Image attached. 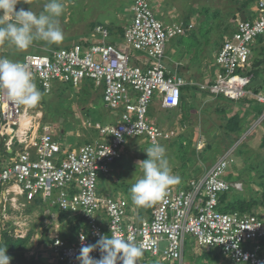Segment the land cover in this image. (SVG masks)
I'll return each mask as SVG.
<instances>
[{"label": "built area", "instance_id": "1", "mask_svg": "<svg viewBox=\"0 0 264 264\" xmlns=\"http://www.w3.org/2000/svg\"><path fill=\"white\" fill-rule=\"evenodd\" d=\"M254 5L252 19L238 21L223 36L214 55V78L199 89L230 101L251 95L264 104V90H247L251 48L258 37H264V0H255ZM130 11L123 50L108 42L105 27L96 26L88 41L27 54L18 61L33 73L44 94L51 92L55 82L76 89L91 81L102 88L103 107L118 119L92 125L98 140L66 148L48 126L32 120L29 112L33 108L14 103L0 92V145L11 150V155L0 156V195L20 197L23 205L49 202L57 216L65 214L72 225L77 223L75 218L82 219L84 229L72 238L59 233L61 228L55 225L49 251L56 264H80L81 249L96 245L102 235L132 237L133 243L143 246L144 254L160 257L161 262L181 260L186 235H190L200 248L217 249L233 264H264V206L250 213L219 209L221 195L242 188L241 183L222 178L229 161L234 163L230 152L202 176L172 186L150 207L137 209L124 198L98 195V176L111 173L129 139L144 138L152 146L176 136L149 121L148 108L156 95L162 108H178L186 85L182 76L164 65L167 39L185 28L164 26L147 0H131ZM131 51L140 54L132 65ZM24 115L30 120L22 126ZM197 147L202 146L198 143ZM90 256L100 259V249ZM10 264L17 263L11 259Z\"/></svg>", "mask_w": 264, "mask_h": 264}, {"label": "rangeland", "instance_id": "2", "mask_svg": "<svg viewBox=\"0 0 264 264\" xmlns=\"http://www.w3.org/2000/svg\"><path fill=\"white\" fill-rule=\"evenodd\" d=\"M147 1L156 14L157 19L164 26L181 24L185 28L182 34L169 37L165 43L164 65L171 71L177 69L174 63L181 59L183 61L184 59L189 61L194 59L193 61L199 62L200 58H203L199 66L195 65L196 69L202 68L203 64L206 63L204 60L207 63L212 62V53L219 47L223 35L229 34L234 29V25L244 17V12L239 9L243 0ZM46 2L47 0H20L16 7L17 10L20 8L30 9L39 15L44 11L43 6ZM60 2L64 8L62 16L58 18L59 26L64 33L62 42L47 45L43 41H36L25 50H18L7 42L0 43V57L4 56L19 61L22 56L27 54H44L45 50L67 47L84 40L88 41L90 40L92 29L94 30L96 27L95 25L105 22V25L111 24L113 27L118 26L120 29L128 25L130 18L128 14L131 15L128 7L129 0H60ZM121 6L122 8L119 9ZM254 9L255 5L253 4L250 10L254 13ZM113 11L116 17L113 16ZM116 39L115 45L123 50V39L119 37ZM108 42L111 43L110 39ZM139 56V53L131 51L129 54L130 65L134 64L135 58ZM249 64H251V59H249ZM207 66L208 70L212 68L211 65ZM101 91L102 88L95 87L92 83L84 81L78 88L64 91L62 96L56 97V95L43 94L44 103L41 102L38 107L33 108L29 115L32 116L31 118L34 122H39L42 126H48L56 137H60L59 142L62 146L68 148L74 147L75 144L82 145L88 140L94 139L95 134H97L92 126V124L96 123L94 120L101 118L104 120L103 124L109 123L107 119H111L113 116L104 112L105 109L100 98ZM219 101L233 103L224 98H220ZM204 106L205 104L200 105L202 108ZM209 113V117H211L209 118L210 128L206 126L208 129L206 133L210 135V139H208L204 148L211 150L210 152L205 151L210 162H213L223 153L222 145L214 146V144L219 143L215 142L219 141L218 139L220 138L227 139L230 136L223 135L226 132L224 125L226 123H221L220 121V119H225L223 114H216L218 119L213 111ZM174 115V111L163 110L160 105L152 104L148 108L147 117L149 119L152 118L153 123L157 124L162 117L170 118ZM113 118L115 120L118 119L116 115ZM189 131L192 133L190 137ZM189 131L184 134V137H173L169 142H166L167 144L159 142V144L165 146L169 162L172 160L174 153L179 161L196 162L199 159L193 148L197 129L193 128ZM242 136L243 134H239L238 139ZM183 139L185 140L183 141ZM129 140V143L124 147L122 159L113 166L116 171L114 172L112 168L111 173L107 175L109 176L108 178L99 175L97 188L98 192L114 197V188L125 187L127 191H124L121 195L131 204L130 188L136 179L142 176V170L139 168L138 162L148 159L145 150L150 145L142 138H131ZM248 141L244 139L242 145H235V151L231 154L234 163L229 161L226 172L222 177L228 183H233L240 179L243 180L244 191L231 189L228 193V203L250 197L251 192L260 190L259 185H256L257 180L264 181V152L246 149V146L250 144V142L247 143ZM214 147L215 149H212ZM253 156L259 161V166L245 168L246 170L252 169V172H246L247 175L243 178L245 172L243 162L247 157L251 158ZM233 173L237 175L233 176ZM13 197V195L7 197L0 195V244L3 241V232H8V235L12 236V238L25 239L26 241L20 247V251L15 254L21 253L26 261L31 260L35 264H56L49 251V239L54 231L57 230L55 229L56 224L59 225V229L61 228L59 233H63L68 231L69 222L66 218H58L56 207L50 206L49 202L36 201L35 203L23 205V199L17 197L15 200ZM223 207L224 204L220 205L219 209H223ZM207 250L206 248H200L193 236L186 235L181 260L173 263L161 262L160 257H150L148 254H144L139 258L138 262L144 264H233L231 260L221 255L216 260L202 257Z\"/></svg>", "mask_w": 264, "mask_h": 264}, {"label": "clouds", "instance_id": "3", "mask_svg": "<svg viewBox=\"0 0 264 264\" xmlns=\"http://www.w3.org/2000/svg\"><path fill=\"white\" fill-rule=\"evenodd\" d=\"M18 3L20 0H0V43L7 42L18 50H25L36 41L47 45L63 41L64 33L58 22L64 11L60 0H47L39 15L30 9L17 10ZM0 92L8 100L27 108L38 107L43 96L33 73L24 64L7 57H0ZM145 152L148 159L138 162L142 176L130 188L133 204L143 208L160 201L172 186L181 182L169 166L165 146L153 144ZM97 247L101 251L98 260L90 256ZM143 255V246L133 243L132 237L102 235L96 245L81 249L79 260L80 264H137ZM10 260L7 245L0 244V264H10Z\"/></svg>", "mask_w": 264, "mask_h": 264}, {"label": "crops", "instance_id": "4", "mask_svg": "<svg viewBox=\"0 0 264 264\" xmlns=\"http://www.w3.org/2000/svg\"><path fill=\"white\" fill-rule=\"evenodd\" d=\"M130 3H131V0H129V2H128L129 9H130ZM121 5H123V4H121ZM121 8H122V6L119 7V9H121ZM128 15L131 16L130 14H128ZM113 16L116 17V14H114V11H113ZM129 22H130V18H129ZM129 22H128V24H129ZM104 23L98 24L95 26L106 27V29L108 30V32H110V34H123L124 29L126 28V26H125V27L119 29L118 26L113 27V25H111V24L105 25ZM92 32H93V29H92ZM224 35H226V34H224ZM109 39H110V41H114V42L117 41V39L115 38V35H113V37H110ZM80 42H85V40L80 41ZM221 42H222V39H221ZM220 45H221V43H220ZM220 45H219V47H220ZM219 47L216 49L215 52L212 53V59H213L212 62L213 63L211 61L207 63V61L204 60V62H206L207 64L204 63L202 68H197V69L195 68V65L199 66L202 63L201 59H203V58L199 57L200 58L199 62L193 61L194 59L190 60V61L188 59H184V61L182 59L179 61L177 60L174 63V66H176L177 69H175L174 71L167 69V70H169V71H171L177 75L182 76L186 81V85L181 89L180 106L178 108L171 109L172 111L175 112L174 116H172L170 118L162 117L161 119H159V121H158L159 123H157V124L153 123L154 121L152 120V118L151 119L148 118L149 121L151 120V122L153 124L157 125L158 127H162L161 129H163L167 132L168 131H174L176 133V136H178L180 138L184 137V134H186L189 130H191L193 128L197 129V136H196V139L194 140L193 148L195 149L196 153L198 154L199 159L196 162L195 161L190 162L187 160L186 161H182V160L179 161L177 155H175V153H174V155L172 156V160L169 162V166L172 169L173 173H175L176 175H178L181 178V182L179 184L185 183L189 179L202 176L224 154L230 152L229 154L231 157V154L233 153V151H235V147L238 145H242V141L244 139L249 140L247 143L250 142V144L246 146L247 147L246 149H248V150L253 149V150H259V151L264 152V104L258 103L251 95H248L239 101H231L233 103H227L225 101H219V99L223 98V97H215V96H212L207 89L206 90L199 89L200 85L208 84L214 78V75L216 73V66H214L215 65L214 55L218 51ZM207 65H211L212 68H210V70H208ZM152 104H155L158 106L160 105V108L163 110H169V109L162 108L161 102H160V97L158 95H156L153 98L150 105H152ZM201 104H205V106L202 108V107H200ZM210 111H213L215 115L216 114L219 115L221 113L223 114V117L225 119L224 120L220 119L221 123L222 122L226 123V124H224L226 127V130H225L226 132L223 133V135L224 136H226V135L230 136L227 139L220 138V139H218L219 141L215 142V143H218V142L219 143L214 144V146L222 145V149H223L222 152L223 153H222V155H220L219 158L215 159L213 162H210V160L208 159V154L205 151V150H207V152H208L209 150L204 148V145H206V143L208 142V139H210V135L208 133H206L208 130L206 126H208V128H210V126H209V118H211V117H209ZM104 112H107L109 115L110 114L113 116L115 115L114 114L115 112H111V111H108L106 109L104 110ZM217 115H216V117L218 118ZM113 116L111 117V119L109 118L110 120L107 119V121L110 123L115 122L116 120L113 118ZM211 120H214V119H211ZM229 120H230V123H229ZM188 133H189V137L192 136V133H190V131ZM239 134H243V136L240 139H238ZM98 139H99L98 134H95V138L92 140H88L87 142L92 143ZM135 139H137V138H135ZM142 139H144V138H142ZM184 140L185 139H183V141ZM129 141L130 140H128V143H129ZM169 141L170 140L160 141V142H162L161 144H163V143H166ZM198 143H200V145L202 146L201 148L197 147ZM84 144H86V143H84ZM84 144H82V145H84ZM147 144H148V142H147ZM259 144H261V145H259ZM82 145H80V144L76 145L75 144L73 148H78ZM4 147L5 146L2 143L0 145V156L4 157L6 155L7 156L11 155V150L5 149ZM212 149H215V147ZM123 150H124V148H123ZM254 158H255L254 156L251 158L247 157V159L245 158L246 160L243 162V166H245L244 167L245 172L243 171L244 172L243 178L246 177V175H247L246 172L249 173L252 170V169L246 170L245 168H248V167L253 168V166H256V165L259 166V164H258L259 161L256 158L255 159ZM206 159H208V160H206ZM263 160H264V157H263ZM113 171L114 172L116 171L115 167H113ZM232 175L234 176L237 174L233 173ZM105 177L108 178L109 176H105ZM235 182L243 184V180H241V179L237 180ZM263 183H264L263 180H257L256 185H259L260 190L255 191L253 193L251 192V196L248 198L245 197L244 199H240V200H236V201L247 202V201L255 200V201H257L256 206L253 207L251 211L252 212L259 211L264 206V184ZM243 187L244 186L242 185V188L239 191L243 190ZM124 191H127V189L125 187H119L116 189L114 188L113 189L114 197L123 198L121 194ZM97 193L99 196H103V197L110 196L108 194L98 192V190H97ZM228 199L229 198H228V193H227L225 204L228 203ZM131 204H133V202ZM137 209H139V208L137 207Z\"/></svg>", "mask_w": 264, "mask_h": 264}, {"label": "trees", "instance_id": "5", "mask_svg": "<svg viewBox=\"0 0 264 264\" xmlns=\"http://www.w3.org/2000/svg\"><path fill=\"white\" fill-rule=\"evenodd\" d=\"M235 1V0H234ZM255 4V0H243L240 4V11L244 12V20H250L254 16V13L250 10L251 5ZM115 35V38L119 37L122 38L123 34H119L116 36V34H110L109 32V38L113 37ZM111 43H114V41H111ZM115 44V43H114ZM69 46H67L68 48ZM253 55V56H252ZM251 64H249V73L248 76H250V82L247 86V90L252 93H258L262 90H264V37H258L254 43V45L251 48ZM4 57V56H2ZM23 58V56L21 57ZM90 82L91 81H85ZM93 85V83H92ZM67 89L73 90L72 86L68 84H62V83H53L50 95H53L56 97L62 96L64 91ZM42 92V90H41ZM42 94H44L42 92ZM100 98L102 99V93L100 94ZM44 103V96L42 97V101ZM95 122L103 123L104 120L101 118L98 120H94ZM230 123V120H229ZM97 134L98 132L94 130ZM89 143V142H86ZM184 184V183H181ZM179 184V185H181ZM227 193L223 194L219 198V206L224 204L223 209H220L223 212H234L237 211L239 213H250L252 208L256 206L257 201L251 200L247 202L242 201H235L233 203H227L225 204ZM228 210V211H227ZM58 218L64 219L66 218L65 214H59ZM76 219V224L72 225V221L67 220L69 222L68 224V231L64 232L63 234H70V237L72 238L79 230L84 229L83 221L82 219ZM3 241L1 244L7 245V255L11 256L12 260L15 261L17 264H35V262L29 260L26 261L21 253L15 254L17 251H20V247L24 244L25 239H14L12 236L8 235V232H3ZM15 254V255H14ZM14 255V256H12ZM224 256L219 250L217 249H208L205 253H203L204 258H212L213 260H216L218 257ZM23 258V259H22ZM25 262H23V261Z\"/></svg>", "mask_w": 264, "mask_h": 264}, {"label": "bare ground", "instance_id": "6", "mask_svg": "<svg viewBox=\"0 0 264 264\" xmlns=\"http://www.w3.org/2000/svg\"><path fill=\"white\" fill-rule=\"evenodd\" d=\"M30 120V117H27L26 115L22 116L20 118V123L22 126H25Z\"/></svg>", "mask_w": 264, "mask_h": 264}]
</instances>
